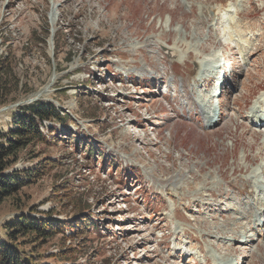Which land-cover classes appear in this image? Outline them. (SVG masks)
Segmentation results:
<instances>
[{"label": "rangeland", "instance_id": "obj_1", "mask_svg": "<svg viewBox=\"0 0 264 264\" xmlns=\"http://www.w3.org/2000/svg\"><path fill=\"white\" fill-rule=\"evenodd\" d=\"M0 60V131L35 102L66 118L15 165L39 179L0 206L2 236L29 213L57 226L15 242L42 264H264V230L239 241L264 199V0H0ZM212 73L228 86L204 130L183 85Z\"/></svg>", "mask_w": 264, "mask_h": 264}, {"label": "trees", "instance_id": "obj_2", "mask_svg": "<svg viewBox=\"0 0 264 264\" xmlns=\"http://www.w3.org/2000/svg\"><path fill=\"white\" fill-rule=\"evenodd\" d=\"M3 64L4 60H0L1 74L4 72ZM4 85H0V106H5L4 99L9 95ZM65 120L64 115L53 104L35 102L20 107V112L12 116L10 127L5 132L0 131V206L6 199L16 200L23 189L39 179L38 169L33 172L19 171L14 167L24 151L34 144L44 142L45 136L42 131L44 122L57 121L60 124ZM48 131L50 132V127ZM52 132L57 133L58 130L55 128ZM45 217H32L27 213L10 223L5 236L0 234V264H42L15 242L23 235L27 237L30 235L29 237L35 240L49 237L57 226Z\"/></svg>", "mask_w": 264, "mask_h": 264}, {"label": "bare ground", "instance_id": "obj_3", "mask_svg": "<svg viewBox=\"0 0 264 264\" xmlns=\"http://www.w3.org/2000/svg\"><path fill=\"white\" fill-rule=\"evenodd\" d=\"M232 8V7H231ZM230 8V9H231ZM179 43H181V40L180 41H178V44ZM171 47V46H170ZM188 50V49H187ZM167 53L169 54V55H171V56H175V57H177L178 55L177 54H175V50L174 49H168L167 50ZM180 56V55H179ZM181 57V56H180ZM213 63H216V66H218V61L217 60H215V61H213ZM176 64H174V63H172V66H175ZM225 76H227V73H225V75L223 76V78H221V80H220V78L219 79H217L216 78V80L215 81H217V83L214 85V89H217L218 87H220V92H221V94H222V91H223V89H225L227 86H228V83H227V78L225 77ZM128 77H132V78H135V77H137V78H141L140 79V81H138L137 83L138 84H142V83H144L143 81H141V80H146V81H148V80H152V79H154L155 77H153V78H151V76L149 75V74H145V75H143V74H141V75H134V76H129L128 75ZM212 78H211V76H209V77H207V78H205V79H203L202 81H200V82H197L194 78H191V80H188L187 81V85H190V84H192V83H194L195 84V87L194 88H192V90L190 91L191 92V95H193V96H196V97H199L200 98V102L199 101H196V100H194V101H192V104L193 105H196V106H198V110H199V113H198V116H196L193 120H192V122L193 121H197V122H200L201 120L202 121H206V124L208 125H210L211 127H212V125H213V122H212V120L215 118V116H217L216 114H215V112H214V110H213V106L212 107H210V108H208V106L207 105H209L208 104V101H205V95H204V93H203V91H200V89L201 88H203L204 87V91L205 92H207L208 90H209V84H210V80H211ZM220 80V81H219ZM184 88H186L185 86H183ZM211 94V93H210ZM221 94H220V96H221ZM211 96V95H210ZM229 97V95H226V98H228ZM262 99V98H261ZM258 100H259V97H258ZM153 101H157V100H153ZM196 101V102H195ZM197 102H199V103H203L202 105H200L199 103H197ZM225 103V98H223L222 100H218V104L220 105L221 103ZM232 106H235V105H237V107H238V104L236 103V100H234V101H232ZM256 104H258V103H256ZM261 104H264V101L263 102H261ZM258 108V107H257ZM257 108H253V109H251L250 110V112H249V118L252 120V122L254 123V122H256V121H260V118L261 117H263V114H261V112L257 109ZM208 121V122H207ZM213 121H215V123L214 124H219V123H221V121H222V119H219L218 121L217 120H213ZM257 124H259L258 122H256ZM190 124V123H189ZM260 124H261V121H260ZM208 128H210L209 126H207ZM264 128V126H263V124H262V126L260 127V129H263ZM170 190L171 189H167V188H164V189H158V193H162V191H165V192H170ZM258 193V196H256V194ZM240 196L242 195V194H239ZM253 197L256 199V200H258L257 199V197H259V195H264V192L263 191H261L260 189L258 190V191H254L253 192ZM209 196V195H208ZM228 195H226V197H227ZM204 197H206V196H204V195H202V193H198L196 196H194L193 198L194 199H190V197H189V201H191V202H193L194 200H195V198H197V200L195 201V202H198L199 204H201V205H203V202L205 201V199H204ZM228 199L227 198H224L223 199V201H220L219 202V204L220 205H224V206H226V208H229L230 206H229V203H228V201H227ZM230 201H233V199H231ZM213 204H215V203H213ZM251 206H252V208L251 209H248V214L246 215V220H248V219H251L252 220V225L254 226V228H252L250 231L249 230H247L246 228L244 229V231H245V233H243L244 231H242V232H240V233H243V234H241V236H240V238H239V241H240V239H242V241H240L242 244H244V245H246V247L249 245V243L251 242V241H249V239H251L250 237H251V231H255L256 229H258V227L261 225V223L259 222L260 220H257L258 219V216L259 217H261L262 216V214H264V199H262V201H258V204H250ZM229 206V207H228ZM214 207H217L216 205H214ZM264 226V225H263ZM216 228V227H215ZM217 231H220V232H224L225 230L223 229V228H220L219 226L216 228V230H214V232H217ZM213 232V233H214ZM232 232V229H229V230H227V232L226 233H224L223 235H217V236H214V238H217V239H219V238H222V239H225V237H222V236H226L228 233H231ZM212 233V234H213ZM210 236H212L213 237V235H210ZM255 237H257V236H253L252 237V241H255V240H257ZM180 242H182L183 243V240L182 239H180ZM213 246V245H212ZM214 248H215V246H213ZM216 249V248H215ZM246 249V248H245ZM241 254V251H239L238 249H236L234 252H232L230 255H229V257L230 258H232V259H234V258H237L239 255ZM254 255V253H252L251 254V256H253ZM231 261H229V259H224V258H222V263H220V264H231L230 263Z\"/></svg>", "mask_w": 264, "mask_h": 264}]
</instances>
